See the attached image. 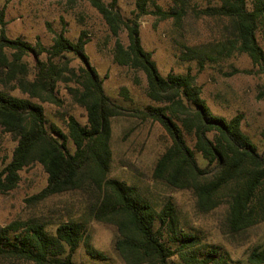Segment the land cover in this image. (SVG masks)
<instances>
[{
    "label": "trees",
    "instance_id": "trees-1",
    "mask_svg": "<svg viewBox=\"0 0 264 264\" xmlns=\"http://www.w3.org/2000/svg\"><path fill=\"white\" fill-rule=\"evenodd\" d=\"M86 1L99 12L116 39L115 62L145 73L147 95L158 105L126 109L108 96L104 79L86 53V32L77 41L70 40L65 32L58 33L50 48L40 42L34 46L21 38L10 39L5 28L6 6H0V83L5 84L0 88V131L11 134L16 141L10 161L0 168V194L16 189L20 173L39 163L48 175L47 184L28 202L84 191L96 200L91 217L116 227L114 248L124 264H264V244L253 248L245 259L235 260L221 246L204 243L201 237L187 231L173 200L159 210L135 187L110 178L112 119L134 115L142 121L159 123L172 140L156 163V181L174 190L192 192L201 214L226 205L228 226L235 235L264 223V151L260 152L244 132L243 115L228 120L212 112L192 71L167 76L160 73L154 54L143 46L138 22L149 13L150 5H156L155 0H138L135 18L121 14L119 0ZM220 1L219 6L208 7L202 13L228 19V30L234 38L228 37L209 51L187 47L181 60L196 61L203 70L208 60L219 62L237 51L247 54L264 77V48L257 37L258 32L264 35V0ZM156 7L159 15L174 18L177 23L186 13L179 7L167 12ZM123 28L128 31L127 47L119 38ZM43 54L47 55L45 61L41 59ZM67 54L81 60L83 66L78 71L69 67L68 61H61ZM28 55L37 61L33 81L28 80L24 62ZM73 78L78 84L68 89L86 110L87 124L69 115L65 132L49 122L44 107L33 99L62 107L57 85L73 82ZM9 84H15L30 98L12 95L5 89ZM120 95L131 101L127 88H122ZM88 240L87 222L61 223L55 233H50L39 222L14 221L0 227V264H76L73 259L82 243L88 244L92 259L107 260Z\"/></svg>",
    "mask_w": 264,
    "mask_h": 264
},
{
    "label": "rangeland",
    "instance_id": "rangeland-1",
    "mask_svg": "<svg viewBox=\"0 0 264 264\" xmlns=\"http://www.w3.org/2000/svg\"><path fill=\"white\" fill-rule=\"evenodd\" d=\"M110 3L111 0H105ZM138 0H119L118 8L125 18H135L139 12ZM251 2V0H249ZM156 5L148 7L149 13L138 19L144 48L152 52L160 73L186 74L192 71L197 83L203 89V97L212 112L228 120L243 115V130L264 151V77L259 68L254 67L247 54L237 51L219 62L207 61L200 70L196 61H183L181 56L187 47L209 51L214 45L228 37L233 39L228 27V19L204 15L203 10L219 6L220 0H155ZM6 6V33L10 39L21 38L32 45L40 42L50 48L56 34L77 41L82 32L88 34L86 53L91 64L104 79L108 96L126 109H144L148 105H158L147 95L148 82L145 73L135 71L115 62L116 39L99 12L86 0H0ZM175 7L186 13L181 23L174 18L165 19L159 15ZM1 32V26H0ZM259 44L264 48V35L257 33ZM120 40L129 45L128 31L122 29ZM65 59L69 67L79 70L83 64L74 54ZM47 55L41 56L47 60ZM28 66V80L33 81L37 73V61L33 55L25 57ZM251 71L250 74L243 71ZM68 75V74H67ZM73 82H59L57 95L63 101L59 107L43 103L38 99L50 123L57 124L65 132L69 115L75 116L82 124H87V112L78 105L70 94ZM5 84L0 83V88ZM122 88L130 92L131 101L120 95ZM12 95L30 98L23 90L9 84L5 88ZM113 159L110 178L118 179L135 187L151 200L160 210L170 199L176 204L181 225L199 237L204 243L216 244L228 252L233 259H245L249 252L264 244V223L240 234H233L228 226L227 206L223 205L209 214H201L196 209V199L188 190H174L154 179L157 161L172 144L165 129L157 122L142 121L134 115H122L112 119ZM71 145V144H70ZM16 141L11 134L0 131V168L11 159ZM201 164L205 166L202 160ZM21 179L13 191L0 194V227L14 221H36L45 225L46 230L55 233L61 223L68 221L87 222L89 244L103 252L107 260H94L88 255V244L82 243L74 256L76 264H124L114 248L118 236L115 226L99 222L90 215L94 198L84 191H74L49 197L43 201L30 203L28 200L39 194L46 186L48 175L42 165L35 163L20 173ZM6 264H27L10 262Z\"/></svg>",
    "mask_w": 264,
    "mask_h": 264
}]
</instances>
